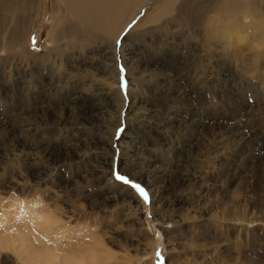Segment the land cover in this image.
<instances>
[{
  "label": "rangeland",
  "instance_id": "374dc122",
  "mask_svg": "<svg viewBox=\"0 0 264 264\" xmlns=\"http://www.w3.org/2000/svg\"><path fill=\"white\" fill-rule=\"evenodd\" d=\"M153 4L93 42L63 41L60 57H43L53 47L44 14L23 42L33 57L0 50V214L10 221L0 235L29 230L25 206L47 218L34 232L40 252L8 237L0 264H60L55 251L78 264H264V66L224 59L218 38L175 13L135 30ZM247 15L237 13L242 25ZM18 63L28 76L12 77ZM61 74L69 83L49 91ZM190 77L205 81L206 111L195 112ZM47 237L53 259L40 257Z\"/></svg>",
  "mask_w": 264,
  "mask_h": 264
},
{
  "label": "bare ground",
  "instance_id": "6f19581e",
  "mask_svg": "<svg viewBox=\"0 0 264 264\" xmlns=\"http://www.w3.org/2000/svg\"><path fill=\"white\" fill-rule=\"evenodd\" d=\"M151 1L153 0H0V23L5 24L6 28L10 29L8 35L0 34V50L5 52L4 50L8 48H14L19 51L20 57L24 55L33 57V54L27 52V49L24 47L25 43L23 44V42L30 40V37L38 32V30L36 32L35 24L39 20L38 17L44 14L50 15L53 23V30H51L52 41H50L53 47L50 50L48 49V54L46 53L43 57L47 58V56H52L54 54L53 50H55L56 56L60 57L63 54L61 51L63 41L72 40L79 44L86 41L93 42L96 35L100 37L101 35L103 36L110 26L115 25L110 33L118 28L123 29L138 12L141 11L143 13V7H147L148 3ZM243 10L247 11V16L250 18V22L246 25H242L237 19V13ZM149 11H151V13H145L143 16L144 18L138 20L135 25V30L139 25L143 27L149 18V23L156 24L164 21L162 25H165L168 23L169 15L175 13L174 23L180 24L183 28L191 30L201 27L205 38H218L220 41L219 43H221L220 50L224 59L228 60V58L232 56L236 57L237 60L241 58L243 64L248 68L252 67V71L255 73H258L259 69L264 66V0H154V4L150 7ZM22 29H25V35L23 34L21 36ZM133 32L131 35L134 34ZM130 37L131 36H128L127 40L132 38ZM118 41H120V39ZM207 48L210 50L212 46H207ZM51 50L53 54L49 53ZM244 52L246 56H243ZM203 62H205V59L200 58L194 68L198 67V63ZM58 64L61 65L60 62H58ZM32 65L35 66V64ZM21 66L22 64L19 65L18 63L15 68H13L12 77L24 78L28 76L27 66ZM252 73L253 72L250 74L252 75ZM58 78L59 80H57L56 83H49V91H54L58 88V85L59 89L63 91L64 85L69 83L70 77H62L61 74V77ZM187 83H189V87L193 90V100L198 99L196 102L200 105L196 108L193 102V106L191 105L190 108L191 111L193 108H196L195 112L206 111V96L204 94L198 95V93H207L202 86L205 85L204 79L200 81V78L190 77ZM28 84L30 85V83ZM17 89L19 90L18 87ZM17 96H20V94L18 95L17 93ZM201 123L202 122H200V124ZM188 124L190 125L191 122H188ZM195 178L198 179V175ZM195 178L192 176L191 181H195ZM25 208H27L28 211L26 212L27 217L32 221L31 227L29 226L30 228L27 231L25 227L23 229V224V226L12 224L10 228L15 226L17 227V231L14 230L15 233H13V229L11 230L9 228L5 233L0 235L1 249L8 247L9 244L6 243V238L10 237L11 239L14 238L10 246L20 250L22 249V251L27 250V253L40 252L39 246H34V242L37 239L34 236V232L40 229L37 222L39 219H42L44 222L43 224H45L47 221L46 215L41 216L39 209L37 211V207L35 206H25ZM26 215L24 216L26 217ZM9 223L10 221L0 214V227L6 228L9 226ZM48 224L46 226H48ZM46 230L48 232V229ZM30 231L32 232L31 239L29 238L31 234L28 236V234L31 233ZM74 236L76 237V235H73L70 238ZM70 238H68V240ZM23 239L30 241V247H28V245L23 247ZM77 240L80 239L78 238ZM46 241L48 246H44L43 244L42 248L45 250V253L40 255L41 258L53 259L56 254L59 257L60 264H78L76 259L68 258V254L60 255V252H58L59 254L56 253V251L55 254L51 252V248L48 247L52 246L51 242L53 240L47 237ZM91 248H89L90 251ZM54 250L57 249L54 248ZM37 255L39 256L38 253ZM76 256L77 255H75V258ZM29 261L30 263L34 262L36 264H48L31 258L28 259V262ZM5 262L6 261H4L3 264H5Z\"/></svg>",
  "mask_w": 264,
  "mask_h": 264
},
{
  "label": "snow or ice",
  "instance_id": "6c2138e0",
  "mask_svg": "<svg viewBox=\"0 0 264 264\" xmlns=\"http://www.w3.org/2000/svg\"><path fill=\"white\" fill-rule=\"evenodd\" d=\"M117 44H119V41H117ZM123 71V70H122ZM120 131L121 130H117V136H119L120 134ZM113 175L115 176V178L118 180V181H121L123 182L124 184H127L129 185L131 188L137 190L140 195H142L144 197L145 200H147V194L144 192V190L140 187V185L136 184V183H133L131 182L128 178L118 174V173H113Z\"/></svg>",
  "mask_w": 264,
  "mask_h": 264
}]
</instances>
